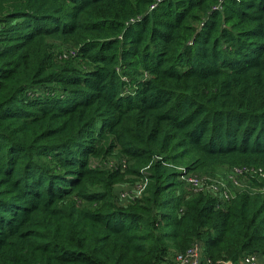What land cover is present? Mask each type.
<instances>
[{
	"label": "trees",
	"instance_id": "16d2710c",
	"mask_svg": "<svg viewBox=\"0 0 264 264\" xmlns=\"http://www.w3.org/2000/svg\"><path fill=\"white\" fill-rule=\"evenodd\" d=\"M216 4L0 0V264L264 253L262 183L179 191L208 167L264 169V0ZM125 175L143 189L123 204Z\"/></svg>",
	"mask_w": 264,
	"mask_h": 264
},
{
	"label": "built area",
	"instance_id": "2783aa9c",
	"mask_svg": "<svg viewBox=\"0 0 264 264\" xmlns=\"http://www.w3.org/2000/svg\"><path fill=\"white\" fill-rule=\"evenodd\" d=\"M221 1L217 0V4L215 5V8L220 9L221 8ZM153 5H150L148 9H151ZM234 167L239 173L240 177L242 179H245L246 181L249 179H259L262 182H264V169L261 168H253V167H247V166H232ZM191 174L182 175L181 179L185 181L188 185L191 187L200 188L201 186H205V188L209 191H212L215 193V196H217L222 201L230 200L234 193L236 191H229L225 187V185L221 184H210L204 182V184L200 185L199 179ZM231 182H234L232 177H230ZM248 180V182H249ZM235 186H241L240 183H233ZM243 189V187H240ZM255 189L258 191H264V187H257L255 186ZM209 191V192H210ZM140 192L137 191L134 194L132 193L129 198L131 199L134 196H137ZM173 264H264V253H242L241 255L237 256L234 260L231 259H220L215 261L214 263L211 262V260L202 252V248L200 244L198 243H192L183 253H174L173 254Z\"/></svg>",
	"mask_w": 264,
	"mask_h": 264
},
{
	"label": "rangeland",
	"instance_id": "374dc122",
	"mask_svg": "<svg viewBox=\"0 0 264 264\" xmlns=\"http://www.w3.org/2000/svg\"><path fill=\"white\" fill-rule=\"evenodd\" d=\"M128 69V68H127ZM129 71V69H128ZM132 71H136V68H134ZM134 74V73H133ZM117 157H114V155H107L104 157H97V158H91V162L93 165H98L103 168L114 166L117 161H119ZM124 169V168H123ZM189 174L196 176L199 179L200 185L204 184V182L210 184H223L229 191H236L237 189H241L240 187H243L244 189L247 188L249 183L240 177L239 173L234 167H228L227 164L220 165V166H213L208 167L205 170H200L197 172H190ZM195 177V178H196ZM230 177L234 180V182H231ZM258 182L262 183V187H264V182L257 179ZM184 183L179 186V191L182 193L188 192V193H194L197 190H203L208 191L205 186H201L200 188L191 187L188 185L185 181ZM233 183H240L241 186H235ZM143 189V182H141L137 177H132L130 175H125L124 180L119 181L113 185V195L115 196V200H117L118 203H128L131 201V199L127 200L129 196L137 191H142ZM210 191V190H209ZM213 195H215L214 192L210 191ZM140 194H137L139 196Z\"/></svg>",
	"mask_w": 264,
	"mask_h": 264
}]
</instances>
